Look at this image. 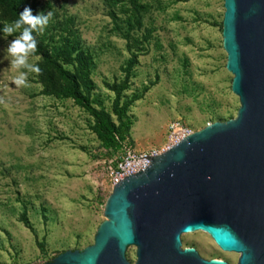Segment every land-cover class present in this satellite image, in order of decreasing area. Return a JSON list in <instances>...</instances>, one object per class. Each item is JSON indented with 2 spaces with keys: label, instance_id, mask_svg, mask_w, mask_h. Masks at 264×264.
I'll return each mask as SVG.
<instances>
[{
  "label": "rangeland",
  "instance_id": "374dc122",
  "mask_svg": "<svg viewBox=\"0 0 264 264\" xmlns=\"http://www.w3.org/2000/svg\"><path fill=\"white\" fill-rule=\"evenodd\" d=\"M130 1L24 3L33 14L52 13L34 34L46 47L59 44L69 30L78 33L91 58L94 103L110 112L113 86L124 80L123 68L137 53L123 96L131 102L125 117L130 138L119 149L98 139L93 117L73 99L44 93L47 70L39 54L28 57L39 73L12 67L7 47L22 29L0 31V264H44L92 244L106 219L113 158L126 148L162 149L176 120L196 131L237 116L241 104L223 45L224 0H137L143 6L139 13ZM15 20L0 0V29ZM21 71L28 86L13 82ZM182 242L205 258L238 262V253L222 250L204 231L183 234ZM127 257L136 260L134 246Z\"/></svg>",
  "mask_w": 264,
  "mask_h": 264
},
{
  "label": "water",
  "instance_id": "95a60500",
  "mask_svg": "<svg viewBox=\"0 0 264 264\" xmlns=\"http://www.w3.org/2000/svg\"><path fill=\"white\" fill-rule=\"evenodd\" d=\"M237 116L193 131L119 181L94 242L44 264H231L184 247L207 232L237 264H264V0H224ZM136 248L130 261L127 249Z\"/></svg>",
  "mask_w": 264,
  "mask_h": 264
},
{
  "label": "trees",
  "instance_id": "16d2710c",
  "mask_svg": "<svg viewBox=\"0 0 264 264\" xmlns=\"http://www.w3.org/2000/svg\"><path fill=\"white\" fill-rule=\"evenodd\" d=\"M8 6L9 11L18 19L19 14L26 7L25 0H1ZM135 12L139 13L143 7L137 0L130 1ZM137 15V14H136ZM113 18L115 15L112 14ZM73 23V19H71ZM136 23L141 24L139 16H136ZM1 26V24H0ZM118 26V25H117ZM35 31L33 32V36ZM128 38V45H132L131 37ZM36 54L42 59V65L47 70L44 74V93L55 95L58 98H71L79 106L83 107L92 117V129L98 139L112 149H119L123 142L130 138V124L127 123V116L131 102L123 100L124 90L128 88L129 78L135 65L138 62L137 53L133 52L124 66L125 78L119 84L113 86L115 98L112 112L104 106H97L91 95L94 83L89 78L91 70V58L84 52L78 33L68 31L62 34L59 44L46 47L42 42L37 41ZM66 65H73L71 70ZM115 115L116 119H114Z\"/></svg>",
  "mask_w": 264,
  "mask_h": 264
},
{
  "label": "clouds",
  "instance_id": "9594fccd",
  "mask_svg": "<svg viewBox=\"0 0 264 264\" xmlns=\"http://www.w3.org/2000/svg\"><path fill=\"white\" fill-rule=\"evenodd\" d=\"M51 12L44 13L41 11L38 14H33L30 7H25L19 14V18L13 24H4L2 31L4 34H12L15 30L22 29L20 34L12 39L7 47L11 59L10 64L12 67L26 69L28 72L39 73L40 67L36 64L29 63L28 57L34 53L37 48V40L33 36V32H41L45 25L48 24ZM13 82L16 86H28L26 80V73L21 71Z\"/></svg>",
  "mask_w": 264,
  "mask_h": 264
},
{
  "label": "built area",
  "instance_id": "2783aa9c",
  "mask_svg": "<svg viewBox=\"0 0 264 264\" xmlns=\"http://www.w3.org/2000/svg\"><path fill=\"white\" fill-rule=\"evenodd\" d=\"M171 131L169 134L167 144L162 148H151L141 151H136L131 148H126L124 152L113 158L108 167L107 174L110 181V187L113 190L114 186L121 181L123 178L140 172L150 161L147 158L149 156L160 155L162 152L166 151L172 145L178 143L182 139L190 135L193 130L187 128L180 121L176 120L170 125Z\"/></svg>",
  "mask_w": 264,
  "mask_h": 264
},
{
  "label": "flooded vegetation",
  "instance_id": "af4514ba",
  "mask_svg": "<svg viewBox=\"0 0 264 264\" xmlns=\"http://www.w3.org/2000/svg\"><path fill=\"white\" fill-rule=\"evenodd\" d=\"M224 260H226L227 262L231 263L228 259H224ZM231 264H232V263H231Z\"/></svg>",
  "mask_w": 264,
  "mask_h": 264
},
{
  "label": "bare ground",
  "instance_id": "6f19581e",
  "mask_svg": "<svg viewBox=\"0 0 264 264\" xmlns=\"http://www.w3.org/2000/svg\"><path fill=\"white\" fill-rule=\"evenodd\" d=\"M207 233V232H206ZM212 238V237H211ZM213 239V238H212ZM215 242V241H214ZM216 243V242H215Z\"/></svg>",
  "mask_w": 264,
  "mask_h": 264
}]
</instances>
